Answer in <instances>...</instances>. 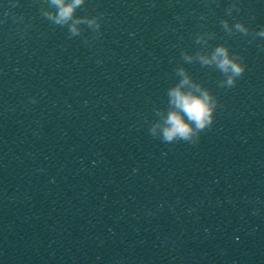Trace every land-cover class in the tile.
Listing matches in <instances>:
<instances>
[{"label":"clouds","instance_id":"clouds-1","mask_svg":"<svg viewBox=\"0 0 264 264\" xmlns=\"http://www.w3.org/2000/svg\"><path fill=\"white\" fill-rule=\"evenodd\" d=\"M82 0H72V3L65 4V0H53V3L59 7V14L57 23L66 22L72 17L73 11ZM221 57L219 60V67L225 72L231 70L233 76H241L245 71V66L235 63L228 56L227 50L224 47H218L213 56V59ZM207 63V61H205ZM182 83H187V80ZM232 77L229 78L228 84L234 85ZM170 96L173 98L172 102L182 110L180 112L173 111L167 118V125L163 132V137L166 142H171L173 139L179 137L182 140L188 141L193 135L192 123L195 124L196 129L208 128L214 120L213 112L216 108V102L213 101L207 92L201 95H195L191 92L183 93L177 87L170 91ZM187 117L185 121L184 117ZM192 122V123H189Z\"/></svg>","mask_w":264,"mask_h":264}]
</instances>
